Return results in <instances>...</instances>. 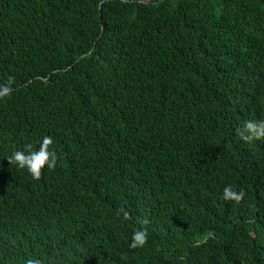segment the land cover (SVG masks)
<instances>
[{"label":"trees","instance_id":"1","mask_svg":"<svg viewBox=\"0 0 264 264\" xmlns=\"http://www.w3.org/2000/svg\"><path fill=\"white\" fill-rule=\"evenodd\" d=\"M0 86V264H264V0H0Z\"/></svg>","mask_w":264,"mask_h":264},{"label":"clouds","instance_id":"2","mask_svg":"<svg viewBox=\"0 0 264 264\" xmlns=\"http://www.w3.org/2000/svg\"><path fill=\"white\" fill-rule=\"evenodd\" d=\"M12 89L9 86H0V100L9 96ZM241 139L245 141H252L264 137V120L256 122H246L239 130ZM53 145V138L51 136H43L36 145L26 142L22 147L13 148L5 157L14 165L16 169L26 171L33 180H40L42 169L47 167L51 170L56 166L57 155L50 146ZM223 196L225 200H230L239 204L245 197L243 190H235L232 185L225 186L223 189ZM120 212L123 213L124 219H128L129 213L124 209ZM120 212L117 215H120ZM148 243V232L146 229H138L133 232L130 241V247L134 249H142ZM24 264H43L40 258H28Z\"/></svg>","mask_w":264,"mask_h":264}]
</instances>
